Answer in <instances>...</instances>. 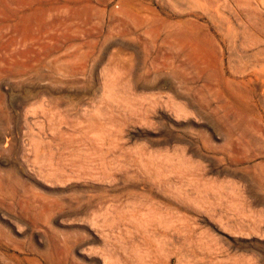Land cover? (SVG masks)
I'll return each mask as SVG.
<instances>
[{
	"label": "rangeland",
	"instance_id": "1",
	"mask_svg": "<svg viewBox=\"0 0 264 264\" xmlns=\"http://www.w3.org/2000/svg\"><path fill=\"white\" fill-rule=\"evenodd\" d=\"M0 264H264V0H0Z\"/></svg>",
	"mask_w": 264,
	"mask_h": 264
},
{
	"label": "bare ground",
	"instance_id": "2",
	"mask_svg": "<svg viewBox=\"0 0 264 264\" xmlns=\"http://www.w3.org/2000/svg\"><path fill=\"white\" fill-rule=\"evenodd\" d=\"M83 199V198H82ZM79 200V199H78ZM83 201V200H82ZM72 205V204H71ZM86 210H87V208H86ZM84 211V210H83ZM54 215V214H53Z\"/></svg>",
	"mask_w": 264,
	"mask_h": 264
}]
</instances>
